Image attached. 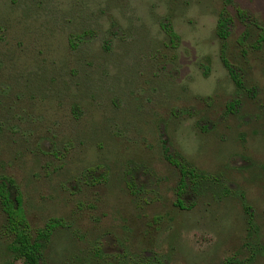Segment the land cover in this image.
I'll use <instances>...</instances> for the list:
<instances>
[{
	"label": "rangeland",
	"instance_id": "1",
	"mask_svg": "<svg viewBox=\"0 0 264 264\" xmlns=\"http://www.w3.org/2000/svg\"><path fill=\"white\" fill-rule=\"evenodd\" d=\"M262 28L264 0H0V187L56 225L43 264H264Z\"/></svg>",
	"mask_w": 264,
	"mask_h": 264
},
{
	"label": "trees",
	"instance_id": "2",
	"mask_svg": "<svg viewBox=\"0 0 264 264\" xmlns=\"http://www.w3.org/2000/svg\"><path fill=\"white\" fill-rule=\"evenodd\" d=\"M240 14L242 13L240 12ZM231 22V18L227 14H221L217 33L222 40L228 39L230 35L228 27ZM167 31L171 38H177V35L173 30L167 29ZM261 32V41L264 42V28H262ZM223 62L228 68L236 85L238 87H242L243 83L239 74L234 71L226 58H223ZM167 158L173 165L179 167L183 178H186L189 175L190 171L188 166L173 159L171 156H167ZM0 202L4 212L8 217V227L15 235L16 246L14 248V252L17 260H19L21 264H43V250L49 241L56 225L52 224L47 226L44 230L38 233L36 238H32L27 233L29 225L22 206V196L19 194L15 199H12L9 191L4 187H0Z\"/></svg>",
	"mask_w": 264,
	"mask_h": 264
}]
</instances>
